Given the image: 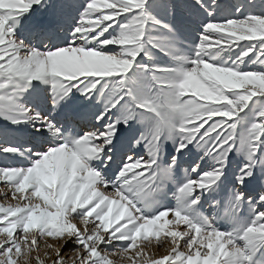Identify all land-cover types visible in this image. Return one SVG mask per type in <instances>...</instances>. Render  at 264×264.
Here are the masks:
<instances>
[{"label": "snow or ice", "instance_id": "snow-or-ice-1", "mask_svg": "<svg viewBox=\"0 0 264 264\" xmlns=\"http://www.w3.org/2000/svg\"><path fill=\"white\" fill-rule=\"evenodd\" d=\"M0 264H264V0H0Z\"/></svg>", "mask_w": 264, "mask_h": 264}, {"label": "rangeland", "instance_id": "rangeland-1", "mask_svg": "<svg viewBox=\"0 0 264 264\" xmlns=\"http://www.w3.org/2000/svg\"><path fill=\"white\" fill-rule=\"evenodd\" d=\"M50 243H54L55 241H49Z\"/></svg>", "mask_w": 264, "mask_h": 264}]
</instances>
